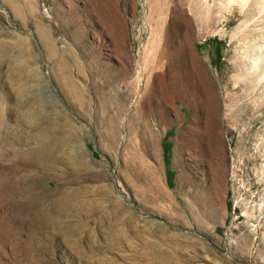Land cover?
<instances>
[{
  "label": "rangeland",
  "instance_id": "rangeland-1",
  "mask_svg": "<svg viewBox=\"0 0 264 264\" xmlns=\"http://www.w3.org/2000/svg\"><path fill=\"white\" fill-rule=\"evenodd\" d=\"M0 108V264H264V0H0Z\"/></svg>",
  "mask_w": 264,
  "mask_h": 264
},
{
  "label": "bare ground",
  "instance_id": "bare-ground-1",
  "mask_svg": "<svg viewBox=\"0 0 264 264\" xmlns=\"http://www.w3.org/2000/svg\"><path fill=\"white\" fill-rule=\"evenodd\" d=\"M160 58H161V57H160L159 55H154V56H153V58L151 59V61H152L151 63H152V64L150 63V64H151V67H150V68H151L152 70H156V69H158V68L161 66V63H160L161 60H160ZM151 69H150V70H151ZM152 70H151V71H152ZM169 84H171V83H169ZM191 86H192V85H191ZM170 87H171V86H170ZM170 87H169V88H170ZM192 87H193V86H192ZM174 89H175V88H173V91H172L173 94L170 93V95H172V100H174V99L176 100L177 98H179L180 100H181V99L184 100V99L182 98V96L180 97L177 93H175ZM170 91H171V89H170ZM189 100H190V99H189ZM185 102H186V101H185ZM187 104H188V103H187ZM4 120H5V117H4V111L0 108V122H2V123H0V132H3L4 134H6V133H5V122H3ZM36 151H37V150H36Z\"/></svg>",
  "mask_w": 264,
  "mask_h": 264
}]
</instances>
